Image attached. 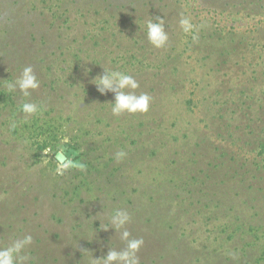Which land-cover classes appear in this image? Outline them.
I'll return each instance as SVG.
<instances>
[{"label":"rangeland","instance_id":"rangeland-1","mask_svg":"<svg viewBox=\"0 0 264 264\" xmlns=\"http://www.w3.org/2000/svg\"><path fill=\"white\" fill-rule=\"evenodd\" d=\"M235 1L0 0V90L10 93L6 84L31 65L40 88L27 100L53 106L63 117L49 148L30 152L7 132L4 119L10 112L0 108V182L6 185L0 197L7 200L3 212L12 215L4 213L2 218L13 224L9 243L31 234L29 249L70 247L71 255L61 258L64 263L89 264V254L82 255V250L99 258L110 248L120 249L115 240L119 235L100 230V222L107 225L113 210L124 209L141 231L145 226L153 230L150 240L157 243L140 249L138 256L156 249L160 262L167 264H226L225 257H230L228 264H236L238 256L232 251L240 247L238 239L214 251L211 226L202 218V224L191 220L193 205L186 198L191 188L189 196H200L195 190L210 184L204 175L211 177L223 167L219 172L225 176L219 181L233 187L232 200L247 199L242 217L253 221L252 256L257 264V250L264 246V166L253 164L258 150L251 152V144L264 137V31L253 33L251 46L237 52H223L221 37H202L217 26L245 31L264 22V11L251 17L228 16L238 8L243 12ZM233 3L238 8L232 9ZM162 4L167 5L166 26L173 20L175 30L165 26L169 43L156 49L146 39L145 21L159 16H151L149 6ZM181 14L191 17L194 33L179 34ZM102 67L136 78V93L151 97L146 114H125L121 120L112 115L107 103L114 102L113 94L101 95L92 83ZM11 94L16 102L22 98ZM145 118L149 126L141 128ZM121 150L127 156L118 162L115 153ZM58 152L65 160L56 164L52 159ZM65 162L71 166L61 170ZM191 175L197 183L185 185L181 206L162 181L178 178L179 184L186 183ZM251 191L256 195L253 202ZM159 192L163 204L159 200L150 206ZM235 205L230 212L232 206H226L228 215L236 214ZM206 212L205 217L216 213ZM95 216L100 222L92 219ZM215 217L223 220V215Z\"/></svg>","mask_w":264,"mask_h":264},{"label":"trees","instance_id":"trees-1","mask_svg":"<svg viewBox=\"0 0 264 264\" xmlns=\"http://www.w3.org/2000/svg\"><path fill=\"white\" fill-rule=\"evenodd\" d=\"M225 1H230V0H225ZM237 1H238V3H237ZM262 1H264V0H236L235 2L240 6V8L243 12H240L239 8L235 5V3H233L232 9L235 6L238 9H237V11H230L228 13V16L233 17L236 15H239V17H248V16L251 17L256 12H258L256 14H259V11H264V3ZM261 2H262V4H260ZM146 6H147L146 3L142 5L143 8ZM211 6L214 7L216 11L223 14L224 11H221L219 6L216 3L213 2V4ZM133 8L137 9L135 7H133ZM149 8L151 10V16H156V14L158 13L159 17L164 18V20L166 22H167V20H169L168 17L166 16V12H164L165 10H167V5L162 4V5H158L157 7L149 6ZM174 9H175V11L178 10V8L176 6H174ZM179 9H181V8L179 7ZM161 11L163 13H161ZM113 19H115V18H113ZM129 20H132V18H129ZM116 24L117 23H115V25ZM166 24H168V23H165V26H166ZM171 24L173 25V20L171 21ZM171 24H169L167 26H169L170 29L175 30ZM194 31L192 33H194ZM225 31H227V33H225L223 36H221ZM258 31H264V22L258 23L256 25L252 26L250 29H247L245 31H242L241 29H236L234 27H230L229 29H226V27L217 26L213 30V32L207 33V35H203L202 37L205 38V41L210 40V39L214 40V38H216L215 35L218 37V39H219V37H221L220 40L222 43H220V44H221L223 52H227L226 50H228V49L229 50H235V52H237V51H240L241 49L245 50L246 48L250 47L251 46L250 42H253V39H251V38H253L252 37L253 33L258 32ZM181 32L183 35L184 32L182 30L179 32V34ZM174 35H175V32H174ZM248 39H251L250 42L248 41ZM229 45H231V46H229ZM252 45H253V43H252ZM12 96L13 95L11 93H8V94L5 93L4 89L0 90V108L3 112L5 111V113L10 112V115L7 118L5 117V119H4L5 122L9 123V125H5L6 127L8 126L7 132H9V134H11L13 136V139L16 138L14 140L24 142L28 147L27 150L30 152H35L37 150L40 151L43 148L48 149L49 148L48 145L50 144L49 141L51 140V137L54 134L60 132V128L63 127V124L61 123V119H63V117L61 116L60 111L57 112L53 106H49V105H47L44 102H41L39 100H34L33 101L34 103L41 105V110L37 114L30 116V117H27L25 119L23 114L20 112L19 109H20V105L23 102H25V100H27V98L22 97V98L18 99L21 101L18 102V100H17V102H16L13 100ZM121 117H120V120H121ZM148 119L149 118H145L144 120H142L140 122L141 128L142 127L148 128V126H149V121H147ZM11 120L16 121V127L15 128L10 127V124L12 122ZM5 122H4V124H5ZM116 128H117V126H116ZM116 128H115V130H116ZM126 131H125V133H127ZM41 137H42V139H41ZM251 146L253 147L251 149V152H253V151L257 152V150H258V152L255 154V156H253V164L256 167H259L260 165L264 166V137H259L257 140H253V144H251ZM52 162L58 164V161L55 159V157L52 159ZM218 166L220 167V163ZM222 169H223V167L220 170H218V172L213 173V174L217 173V176L214 175L215 177L213 176V174H211V177L208 175H204L205 176V182L207 181L210 184L207 185V183L205 184V182L204 183L202 182V185L205 184L207 186H205V187L203 186V189L197 188V190H195L201 194V195L199 194L200 196L197 195V198H195L196 196H194L193 194L191 196H189V194L192 191L191 187L192 186L195 187L194 185L197 183L196 182L197 179L195 178V175L188 176L186 183L179 184L178 182H181V181L180 180L178 181V178H177V180H175V178L174 179L172 178V179L168 180V183L166 181H162V184L166 183V184H168V186H170V188H172L174 190L173 199L178 200L177 203L181 206L185 205V200H184V198L181 197V195L184 193L185 185L189 184L188 186L191 189L186 191V195H188V197H186V198H189V200L191 201V203L189 205H191V204L193 205V207H192L193 211L191 213V220L193 218H196V221L198 223H201V218H202L203 222L206 225L211 226V228L209 229L211 235L213 236L211 238V241L215 242V243H212V242H210V243L214 244L216 246L214 251H217V247L218 248H220V247L227 248L226 246L228 245L227 244L228 240L238 239V241L240 243V247L236 246L233 248V251H232L233 254H236L238 256L237 257L238 260L236 259V261H235L236 264L240 263V262H243L242 264H253V256H252V254H253V221L246 220L242 217L243 216L242 213L245 212V209L242 206L247 205V199L244 200L243 197H240V198H238L239 199L238 201L236 200L237 202L232 200V198L230 197V194H231V189L233 187L227 186L226 185L227 183L223 180L219 181L221 178H224V176H225V173L220 176V174L222 172H219V171H222ZM230 169H231V167H228L227 171ZM207 173H209V172L207 171ZM13 181H14V182H12L13 184H17L15 180H13ZM10 184H11V182L7 183V186H10ZM5 186L6 185L4 182H0V190H6ZM204 188H206V190H207L205 193H204ZM160 193H161V195H160ZM208 193H209V195H206ZM211 193L213 194L214 198L209 197ZM251 193L253 194L252 199H251V201L253 202V199H256V195L253 193V191H251ZM158 194H159V196L158 197L156 196L152 200L153 203L149 204L150 206L156 205V203L159 200H160V204H163L164 200H162V199L164 198V195L162 194V192H159ZM202 198H204L205 201ZM195 199H196V202L194 204L193 200H195ZM4 200L5 199H3V197H0V247L7 246L9 244L8 240L9 239L11 240V238H12V236L10 235V229H12V227H13V224H7L6 221H4V219H2L5 217L6 213H8L7 216H12L11 211L3 212L2 204L6 203V201H7V200L6 201H4ZM209 202H212L211 205H209ZM232 204L233 205L236 204L234 206L236 209V214H234V215L229 214L228 215V212H230L233 209ZM227 205L232 206L228 212H226V206ZM240 206L242 208H238ZM252 206H253V203H252ZM202 209H205L209 213L211 211L216 212V213H211L210 215L205 217L206 214L205 213L203 214V212H206V211H203ZM182 210L180 209L178 211H182ZM183 212L186 213V212H188V210H186V208H184ZM203 215H204V217H203ZM218 215H223V220H218V217H215ZM249 218L251 219V217H249ZM204 220H207V223ZM24 221H26V219H24L23 222ZM147 222H145V223H147ZM127 229H128V231H130V233L132 234V237H134V238H138V237L146 235L143 237L144 244L141 248L142 251L148 250L149 246L151 247L152 245L157 244V243L151 242L150 238L152 237L151 233L153 230H148V227H146V226H145V228L143 227V229L141 231V228H139V226L136 225V222L131 221V223L127 225ZM135 230H136V232H135ZM157 235H158V233H157ZM161 235H162V233H159L158 238H160V237L162 238L163 235L162 236ZM207 238H209V236H207ZM115 240L118 241L120 249L125 247L124 242H122L120 240L119 236H118V238H115ZM235 242L232 243L231 245L235 244ZM152 247H154V246H152ZM68 248H69V250H72L70 247H68ZM68 248L67 247H61V245L35 246V247H32L31 249H28V253L32 257L31 264H80V261H78V260L77 261L72 260L69 263L63 262L64 261L63 256H70L71 255L70 252H67ZM248 249L252 253H249ZM259 249L260 250H257L258 251V258L255 259L257 264H259L260 260L264 261V246L261 245ZM152 251H153L152 254H149V255H146L145 254L146 252H144V254H139V259L141 258L140 264H167V263H169L166 261H164L163 263L160 262V260L162 259L159 257L160 253L156 252V249H154ZM153 257H156L155 260L151 259ZM61 258L63 259V261L61 260ZM149 258H150V260H149ZM195 258H197V257H195ZM224 260H225V263L228 264L227 262H229L230 257H225Z\"/></svg>","mask_w":264,"mask_h":264},{"label":"clouds","instance_id":"clouds-1","mask_svg":"<svg viewBox=\"0 0 264 264\" xmlns=\"http://www.w3.org/2000/svg\"><path fill=\"white\" fill-rule=\"evenodd\" d=\"M179 27L185 33H192L195 25L192 19L184 14L180 15ZM146 39L148 43L156 49L167 47L169 43V34L165 28V20L159 16L145 21ZM196 39V36H193ZM103 68V67H102ZM92 83L96 86L97 91L101 95L112 93L114 102L107 103L111 105V113L115 117L125 114L136 115L146 114L149 110L151 97L147 93L137 94L139 83L133 75L122 71L110 70L103 68V73L98 75ZM10 93H19L24 98H29L32 93L40 88V81L31 65L24 66L19 75L6 84ZM20 112L24 118L33 116L41 110V105L25 100L20 105ZM10 127H16V121H12ZM127 153L123 150L115 153V159L119 162L126 158ZM70 162L60 165V169L70 167ZM60 174H63L62 171ZM97 216L92 218L96 219ZM132 217L128 211L124 209H115L108 216V224L101 225L100 230L108 231L112 229L115 235L124 242L125 247L121 249L110 248L106 255L95 258L93 254L87 250H82L83 254H89V264H140L138 253L142 248L144 241L142 238H134L127 229V225L131 223ZM110 225V227H109ZM33 244L31 234H26L22 238L13 239L7 246L0 247V264H31L32 257L28 253V249Z\"/></svg>","mask_w":264,"mask_h":264},{"label":"water","instance_id":"water-1","mask_svg":"<svg viewBox=\"0 0 264 264\" xmlns=\"http://www.w3.org/2000/svg\"><path fill=\"white\" fill-rule=\"evenodd\" d=\"M55 159H56L58 162L62 163V162L65 160V157H64V155H63L62 153L58 152V153L55 155Z\"/></svg>","mask_w":264,"mask_h":264}]
</instances>
